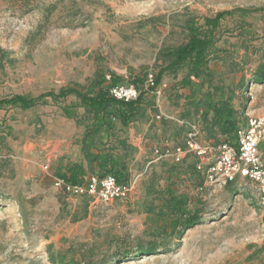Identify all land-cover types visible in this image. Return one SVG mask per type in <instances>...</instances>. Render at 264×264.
Segmentation results:
<instances>
[{
  "label": "rangeland",
  "instance_id": "obj_1",
  "mask_svg": "<svg viewBox=\"0 0 264 264\" xmlns=\"http://www.w3.org/2000/svg\"><path fill=\"white\" fill-rule=\"evenodd\" d=\"M223 12L205 74L186 78L189 62L166 70L168 54ZM98 84L137 87L126 124L125 108L95 116L75 95L0 105V264H264V203L249 183L206 184L186 172L191 159L153 162V148L182 144L189 124L203 141L229 139L205 131L215 103H228L237 127L264 115V0H0V101ZM89 132L92 161L81 150ZM118 143L133 147L123 163ZM113 163L125 168L121 182L137 180L128 199L94 204L52 185L108 174ZM152 172L156 192L146 196ZM177 201L196 219L187 230Z\"/></svg>",
  "mask_w": 264,
  "mask_h": 264
},
{
  "label": "built area",
  "instance_id": "obj_2",
  "mask_svg": "<svg viewBox=\"0 0 264 264\" xmlns=\"http://www.w3.org/2000/svg\"><path fill=\"white\" fill-rule=\"evenodd\" d=\"M146 86L154 88L152 74L147 76ZM108 94L123 103L139 97L134 84L111 86ZM153 155V162L183 164L191 159L194 169L202 175L206 184L225 186L241 178L249 183L250 189L264 203V115L249 117L244 126L237 127L230 134L229 139L220 142L203 141L201 128L189 124L182 144H160L153 148ZM43 170H49L48 163ZM52 185L71 197H85L94 204L109 205L130 198L137 188V180L118 182L112 174L92 176L85 182L54 177Z\"/></svg>",
  "mask_w": 264,
  "mask_h": 264
},
{
  "label": "trees",
  "instance_id": "obj_3",
  "mask_svg": "<svg viewBox=\"0 0 264 264\" xmlns=\"http://www.w3.org/2000/svg\"><path fill=\"white\" fill-rule=\"evenodd\" d=\"M228 13H218L213 19H208L206 21V25L208 27L207 31L203 33L200 37L193 36L189 39L186 44L178 46L172 52H170L168 64L166 66V70H170L172 73L176 72V69L180 68L183 63L189 62V69L186 75V78L194 77L199 78L201 75L205 74V70L201 67L202 64L208 61V56L211 54V49L214 43V30L218 26V23L223 20V18ZM157 85V81L155 80V86ZM67 95H75V97L80 100L81 107H83L88 112H93L96 116L99 112L106 110L112 106H116L117 108H125V111L122 113L124 124L127 123L128 119L135 114L132 109L137 106L141 97L139 96L135 101H131L128 103H123L121 101H117L116 99L110 97L108 94V89H104L102 86L98 84V87L94 89L92 93H82L81 91H77L75 89H63L58 94H54L52 92L42 94L36 98L27 99L23 96L15 95L9 101H0V105L4 103H10L12 105L18 106L22 110H27L29 108L34 107L37 104L47 97H52L54 99H59L66 97ZM211 110L213 112V116L211 119L204 117L205 121V131L209 138L214 137L217 133L219 135H230L237 128L236 122L233 120V110L229 107L226 102H218L211 105ZM91 132H89L86 137L81 141V150L84 154L85 160L92 161L93 159H89L88 157V146L86 145V140L90 136ZM3 140V137H0V141ZM115 149L121 150L123 153L122 163L125 161L127 157V149H133L132 146L118 143V147H114ZM164 162V161H161ZM186 163V162H185ZM183 163V164H185ZM116 164L113 163L111 169L108 174H112L115 176L118 182H121L117 175H120V172L125 168L122 166L121 169L115 170ZM186 172H189L191 176L200 175L193 166V163H186ZM106 175V174H105ZM103 176V175H102ZM155 180L156 173L152 172L147 179L144 181L145 193L146 196H150L155 190ZM127 181V179L125 180ZM74 182V181H73ZM124 182V181H123ZM182 201H177L174 204V210L176 213L180 215L186 216L184 217L181 225L184 226L185 230L194 226L196 224V219L192 215H187V210L184 207ZM170 206V205H168ZM185 209V210H184ZM150 209H146V212H149ZM181 233V232H180ZM53 264H78L73 259L68 261H59L51 259Z\"/></svg>",
  "mask_w": 264,
  "mask_h": 264
}]
</instances>
